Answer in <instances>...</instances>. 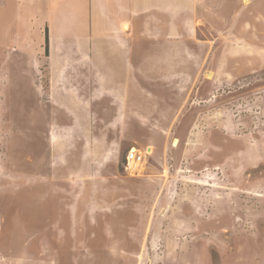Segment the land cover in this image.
I'll return each mask as SVG.
<instances>
[{"label": "rangeland", "instance_id": "1", "mask_svg": "<svg viewBox=\"0 0 264 264\" xmlns=\"http://www.w3.org/2000/svg\"><path fill=\"white\" fill-rule=\"evenodd\" d=\"M176 10L146 12L144 87L122 94L105 91L110 61L60 64L72 45L34 43L32 61L8 48L19 56L0 60L3 262L31 251L50 264H264V0ZM168 35L176 43L158 40ZM134 147L141 175L128 170Z\"/></svg>", "mask_w": 264, "mask_h": 264}, {"label": "crops", "instance_id": "2", "mask_svg": "<svg viewBox=\"0 0 264 264\" xmlns=\"http://www.w3.org/2000/svg\"><path fill=\"white\" fill-rule=\"evenodd\" d=\"M180 5H184V0H0V60H15L19 55L7 53L8 48L13 47L24 51L22 59L32 61V47L35 43L41 51L45 48L48 29L50 47L58 44L73 46L72 55L57 54L56 60L60 64L63 65L65 60H74L84 65L88 62L94 68L97 61H110V75L103 76L107 78L105 91L122 94L132 91L133 86L143 88V47L139 50V56L136 53L146 36V12L156 9L161 16L174 17ZM170 28L171 24L168 23V32ZM158 40L164 44L177 41L170 35ZM102 44L105 45V52ZM86 46L91 51L88 56L85 54ZM106 49L111 52V60L107 57ZM42 55L38 53V59ZM120 64L130 70L127 79L122 78L124 74L122 68H118ZM70 71L68 68L66 73L72 74ZM3 254L0 250V264H50L37 260L38 256L31 251H25L16 257L19 259L10 262L1 260L5 258Z\"/></svg>", "mask_w": 264, "mask_h": 264}, {"label": "bare ground", "instance_id": "3", "mask_svg": "<svg viewBox=\"0 0 264 264\" xmlns=\"http://www.w3.org/2000/svg\"><path fill=\"white\" fill-rule=\"evenodd\" d=\"M178 142H179V140L178 139H175V141H174V145L176 146V145H178ZM140 152L139 154H140V156H138V160H135V156H136V154L134 153V152ZM152 151H153V146H148L147 148H146V151H145V153L146 154H150V153H152ZM145 153H143L140 149H138V148H136V147H134L133 148V152L129 155V162H130V164H129V166H128V170L131 172V173H133V174H137V173H140V175H141V173H142V171H143V169H144V162H143V156L142 155H144ZM165 172H167V171H165ZM166 174H164V176H165Z\"/></svg>", "mask_w": 264, "mask_h": 264}, {"label": "trees", "instance_id": "4", "mask_svg": "<svg viewBox=\"0 0 264 264\" xmlns=\"http://www.w3.org/2000/svg\"><path fill=\"white\" fill-rule=\"evenodd\" d=\"M49 31L48 29L46 30V45H45V48H46V52H49Z\"/></svg>", "mask_w": 264, "mask_h": 264}]
</instances>
